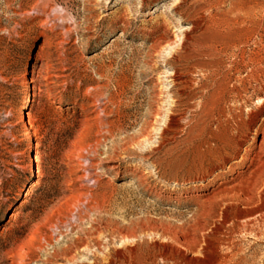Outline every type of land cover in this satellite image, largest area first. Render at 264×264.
<instances>
[{
    "label": "rangeland",
    "instance_id": "rangeland-1",
    "mask_svg": "<svg viewBox=\"0 0 264 264\" xmlns=\"http://www.w3.org/2000/svg\"><path fill=\"white\" fill-rule=\"evenodd\" d=\"M262 127L264 0H0V264H264Z\"/></svg>",
    "mask_w": 264,
    "mask_h": 264
},
{
    "label": "bare ground",
    "instance_id": "bare-ground-1",
    "mask_svg": "<svg viewBox=\"0 0 264 264\" xmlns=\"http://www.w3.org/2000/svg\"><path fill=\"white\" fill-rule=\"evenodd\" d=\"M174 75L177 76L176 73ZM175 79L176 78H173L174 81ZM25 104H27V102ZM34 135V132H30L28 136L29 140H33ZM246 151H249V148L246 149ZM246 171L247 175L245 176H242L240 173L238 174L236 177L238 182L235 180L233 185L223 186V183H220L219 192L221 191L225 198H241L246 202L254 200V191L264 180V128L262 129V138L258 142V150L254 153V157H252L250 165L247 166Z\"/></svg>",
    "mask_w": 264,
    "mask_h": 264
}]
</instances>
